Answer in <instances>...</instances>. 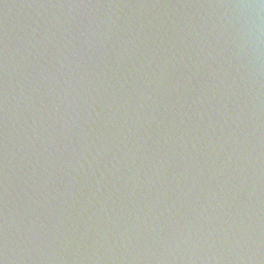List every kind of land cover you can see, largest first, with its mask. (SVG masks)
Here are the masks:
<instances>
[{"label":"water","instance_id":"obj_1","mask_svg":"<svg viewBox=\"0 0 264 264\" xmlns=\"http://www.w3.org/2000/svg\"><path fill=\"white\" fill-rule=\"evenodd\" d=\"M0 264H264V0H0Z\"/></svg>","mask_w":264,"mask_h":264}]
</instances>
